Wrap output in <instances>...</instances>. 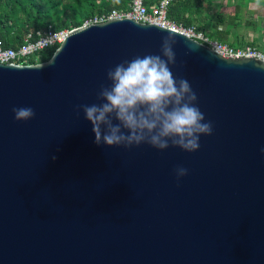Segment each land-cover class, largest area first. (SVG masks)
<instances>
[{"label": "water", "instance_id": "water-1", "mask_svg": "<svg viewBox=\"0 0 264 264\" xmlns=\"http://www.w3.org/2000/svg\"><path fill=\"white\" fill-rule=\"evenodd\" d=\"M169 31L212 134L194 152L96 144L76 106ZM262 148L264 61L124 17L71 28L45 61L0 63V264H264Z\"/></svg>", "mask_w": 264, "mask_h": 264}, {"label": "clouds", "instance_id": "clouds-1", "mask_svg": "<svg viewBox=\"0 0 264 264\" xmlns=\"http://www.w3.org/2000/svg\"><path fill=\"white\" fill-rule=\"evenodd\" d=\"M175 43L169 31L162 38L161 55L136 56L110 67L106 78L111 83L100 85L99 102L76 106L77 113L82 110L91 122L96 144L127 148L147 143L160 150L171 145L194 152L200 147V136L212 134V123L205 122L189 81L177 79L169 67L175 64ZM12 111L18 121L35 116L28 106ZM175 173L179 180L188 169L177 167Z\"/></svg>", "mask_w": 264, "mask_h": 264}, {"label": "trees", "instance_id": "trees-1", "mask_svg": "<svg viewBox=\"0 0 264 264\" xmlns=\"http://www.w3.org/2000/svg\"><path fill=\"white\" fill-rule=\"evenodd\" d=\"M158 0H145L153 3ZM211 0H169L166 6V16L182 27L192 26L195 31L232 46L241 45L236 35L239 24L249 26L254 30L256 21L244 19L242 9L253 0H227L226 5L232 6V13L219 11L220 3L210 7ZM126 0H0V40L3 46L16 47L24 34L42 30L50 25L53 29H71L92 15L106 12L111 8H125ZM216 11L213 13V11ZM224 24V29H217ZM228 37L231 40L228 42ZM263 44L260 35L253 38L249 44ZM57 45L42 49L31 62L47 60Z\"/></svg>", "mask_w": 264, "mask_h": 264}, {"label": "built area", "instance_id": "built-area-1", "mask_svg": "<svg viewBox=\"0 0 264 264\" xmlns=\"http://www.w3.org/2000/svg\"><path fill=\"white\" fill-rule=\"evenodd\" d=\"M169 0H158L153 3H145V0H126L125 8H111L106 12L98 13L85 19L81 25L103 22L113 18H129L142 23H154L156 25L174 29L199 41L215 52L226 57H254L264 61V52L248 43L232 46L228 43L211 39L202 32H197L192 26L182 27L175 24L166 16V6ZM69 29H53L50 25L42 30L24 34L21 42L16 47L3 46L0 40V63L11 65H28L30 59L42 50L50 46L58 45L68 33Z\"/></svg>", "mask_w": 264, "mask_h": 264}, {"label": "rangeland", "instance_id": "rangeland-1", "mask_svg": "<svg viewBox=\"0 0 264 264\" xmlns=\"http://www.w3.org/2000/svg\"><path fill=\"white\" fill-rule=\"evenodd\" d=\"M62 2L65 3V2H68V0H62ZM205 2L206 0H203L202 2L204 6L206 5ZM216 2L221 4V9L219 11H221L222 13H225L227 15V14H230V12H232V8L229 5H226L225 3H223L224 0H211L210 7L214 8V3ZM263 11H264V6H262L261 4L259 5V2L256 4H252L251 2L249 6L246 5L244 13L242 11L244 19L253 20L257 22L254 30L251 29L249 26H245L242 24H239L236 27V35L239 38V41L242 42V44L249 42L252 38H255L258 35H260V41L262 40L264 42V36L261 35V34L264 35V12ZM215 12L216 11L214 10L213 13ZM217 29H220V30L224 29V24H219L217 26ZM228 38H229L228 39V42H229L231 38L230 37ZM255 47H257L259 50L264 52V44H259V45H256Z\"/></svg>", "mask_w": 264, "mask_h": 264}, {"label": "crops", "instance_id": "crops-1", "mask_svg": "<svg viewBox=\"0 0 264 264\" xmlns=\"http://www.w3.org/2000/svg\"><path fill=\"white\" fill-rule=\"evenodd\" d=\"M251 2L252 1H250L247 5L249 6L250 4H251ZM259 2V5L261 4L262 6H264V0H253V2H252V4H256V3H258ZM223 3H227V0H224V2ZM231 8H232V6H230ZM246 8V7H245ZM245 8L244 9H242V11H243V13H244V11H245ZM230 12V11H229ZM264 12V11H263ZM232 12H230V14H231ZM243 13H242V16H243ZM262 36H264L263 34H261ZM253 39V38H252ZM251 39V40H252ZM250 40V41H251ZM249 41V42H250ZM249 42H247V43H249ZM261 43H263L264 44V42L261 40Z\"/></svg>", "mask_w": 264, "mask_h": 264}]
</instances>
